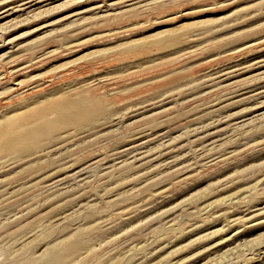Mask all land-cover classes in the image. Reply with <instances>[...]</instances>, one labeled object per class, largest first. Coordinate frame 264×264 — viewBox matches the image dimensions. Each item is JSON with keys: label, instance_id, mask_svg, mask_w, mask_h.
I'll return each instance as SVG.
<instances>
[{"label": "rangeland", "instance_id": "1", "mask_svg": "<svg viewBox=\"0 0 264 264\" xmlns=\"http://www.w3.org/2000/svg\"><path fill=\"white\" fill-rule=\"evenodd\" d=\"M46 2L0 34V113L54 92L95 113L30 155L0 138V264L75 231L83 264H264V0Z\"/></svg>", "mask_w": 264, "mask_h": 264}, {"label": "bare ground", "instance_id": "2", "mask_svg": "<svg viewBox=\"0 0 264 264\" xmlns=\"http://www.w3.org/2000/svg\"><path fill=\"white\" fill-rule=\"evenodd\" d=\"M6 1L7 0H5V2L0 1V34L3 33V31H5V30L7 31L8 30L7 27H9L8 24L11 21L15 20L17 17H19L20 15H22L24 13H35V11L40 10L41 8L44 7V5L47 4V2L43 3V2H45V0H37V1L34 0L35 2H32L31 0H26V1H23L19 4H17L16 6H10L12 4L8 5L6 3ZM65 1H67V0H65ZM37 3H39L40 5H38ZM34 5L35 6L37 5V6L34 8ZM5 33H7V32H5ZM173 34H175V33L168 32L167 34L149 35V36L143 37V39L133 40L131 43L128 44V46H130V45L131 46H137L139 44H141L140 46L147 45L151 42H156V41L160 40L164 36L173 35ZM3 35L1 37H3ZM9 37H12V36H9ZM13 37L10 39L6 38L5 41L7 40V43H8L9 41L13 40ZM18 38L19 37H17V40H18ZM18 44H20V43H18ZM0 46H1V44H0ZM9 46H11V45H9ZM14 50H15V48H14ZM3 55H5V53H3ZM3 55H0V56H3ZM8 55H10V53H8ZM1 59H3V58H1ZM21 66L22 65H20L19 67H21ZM19 67L17 68V70L19 69ZM22 67H24V66H22ZM15 80H16V78H15ZM262 91L264 92V90H262ZM49 93H51V92H49ZM57 93L58 92L51 93L50 96L49 95H45L42 97L36 96L35 98H33L31 100H29L28 97H25V99L26 98L28 99V101L26 100L27 103L24 104L23 106H21L22 104L20 105L21 107L25 106L24 110L18 111L16 108H11L12 110L0 113V138L3 139V143H2L3 146L1 148L2 150L7 149V150H9L8 153L10 152V150H14L16 152H23V153H27V155H30L31 150L36 148L35 144L40 142V140L43 137H45V136L47 137V135H51L52 129L57 124H76L78 126H81V125H84L87 121L88 122L90 121V119L92 118V115H94L95 112L93 113L94 110H92L93 108L92 109L90 108L91 106H89V104H87L88 102L86 103L83 101V97H80L78 99L73 100L70 98L68 99V97L64 98V97H62L63 95H61L60 98L58 99V98L54 97V95ZM263 95H261V96H263ZM53 97L55 99H53ZM29 98H30V96H29ZM20 101H21L20 103H24L23 102L24 100L23 101L20 100ZM45 101H47V103ZM100 103H98V104H100ZM17 104H15V107L18 106ZM38 104H40V105H38ZM20 106H18V107H20ZM88 106H89V108H88ZM42 107H45V109H42ZM4 110H6V109H4ZM4 110H2V111H4ZM49 110L52 111L53 113L54 112L57 113V115L55 114L56 118L54 117L53 119H50L47 117V113H48V115L53 114V113L48 112ZM98 111L101 112V114L104 113L101 108H99ZM26 115L31 116L32 120L29 122L23 121L24 123L21 122V124L20 123L17 124V122H16L17 119L24 118L26 121V119H28V118L23 117ZM29 120H30V117H29ZM13 121H15L13 124L16 123L15 126H12ZM10 131L11 132L15 131L16 135L12 132L15 135L12 137L10 135V133H11ZM45 139H47V138H45ZM151 140H152V138H150L149 133H147L144 135V138L137 141L136 144L133 143V144H135L134 148L137 150L138 149L141 150V148H144ZM0 141H1V139H0ZM125 146H127V145H125ZM131 149H132V146H131ZM122 150H121V152H122ZM128 150H130L129 147H128ZM140 150L138 153L142 152ZM123 152H126V154H127V150L123 151ZM133 152H135V151H133ZM144 152L147 153L146 151H144ZM138 153H135V154H138ZM141 154H143V153H141ZM123 155H124V153H123ZM135 157L137 158L138 156L136 155ZM18 159H20V158L18 157ZM128 160L126 162L132 163ZM119 165H121V164H119ZM77 233H79V232L75 231L72 234L65 237L64 239H62L58 242H55L53 245L50 246L51 248H50L49 252L46 254L45 259L40 257L37 260H33L31 262V264H34V262L40 263L39 262L40 260H43L42 264H83L84 252H88L92 244L89 245L88 247H86V244L84 246V242H82L79 238H77ZM81 245H82V247H81ZM60 250L62 252H60Z\"/></svg>", "mask_w": 264, "mask_h": 264}]
</instances>
